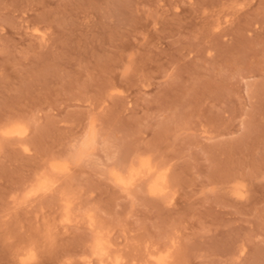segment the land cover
Returning a JSON list of instances; mask_svg holds the SVG:
<instances>
[{"label": "rangeland", "instance_id": "374dc122", "mask_svg": "<svg viewBox=\"0 0 264 264\" xmlns=\"http://www.w3.org/2000/svg\"><path fill=\"white\" fill-rule=\"evenodd\" d=\"M159 263L264 264V0H0V264Z\"/></svg>", "mask_w": 264, "mask_h": 264}, {"label": "bare ground", "instance_id": "6f19581e", "mask_svg": "<svg viewBox=\"0 0 264 264\" xmlns=\"http://www.w3.org/2000/svg\"><path fill=\"white\" fill-rule=\"evenodd\" d=\"M11 132H18L19 133L20 129L14 128V129L11 130ZM64 167H66V166H64ZM54 168H58L59 169L60 166L54 165ZM145 169H146V171L147 170L149 171L150 167L148 166V164L145 161H142L138 168H131L130 171H129V174L127 176L121 175V173H120V174H115V177H116V180L120 184H122L123 186H127L128 187V186L132 185V183L134 182V179L136 178V176H138L142 172H144ZM157 180L154 181V183L151 185V191L152 192H158V191L162 190V188H161V186H160V184H159V182ZM48 182H49V179H48V181L46 180V178L40 179V182H39L37 188L35 187L36 188L35 191L37 192L39 190L41 191V190L47 189L48 186H49ZM95 251H96L97 254H99V256H104L106 254V246H105V243H104L103 240H100V239L97 240L96 250Z\"/></svg>", "mask_w": 264, "mask_h": 264}]
</instances>
